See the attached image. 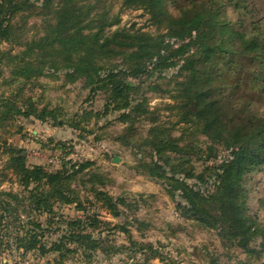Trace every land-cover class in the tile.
Masks as SVG:
<instances>
[{
    "label": "trees",
    "instance_id": "1",
    "mask_svg": "<svg viewBox=\"0 0 264 264\" xmlns=\"http://www.w3.org/2000/svg\"><path fill=\"white\" fill-rule=\"evenodd\" d=\"M253 1L0 0V128L19 116L61 124L56 109L39 107L26 90L51 71L80 81L87 100L100 96L104 105L72 127L91 134L82 121L116 113L125 127L114 139L133 151L141 172L163 185L181 216L219 237L226 251L211 253L209 264L238 250L246 257L235 264H264V223L251 212L247 187L264 173V16ZM130 8L145 9L157 33L121 26ZM34 16L40 29L29 36ZM151 93L173 100L163 109L175 120L151 108ZM4 143V167L19 189H0L1 254L16 264L31 253L53 255V264H94L99 253L122 252L180 264L162 244L144 241L152 222L139 216L141 202L107 191L92 160L63 159L49 170ZM56 148L73 149L59 141ZM63 206L83 214L69 216ZM120 235L127 243H117Z\"/></svg>",
    "mask_w": 264,
    "mask_h": 264
},
{
    "label": "rangeland",
    "instance_id": "2",
    "mask_svg": "<svg viewBox=\"0 0 264 264\" xmlns=\"http://www.w3.org/2000/svg\"><path fill=\"white\" fill-rule=\"evenodd\" d=\"M253 2L258 4L254 9L255 14L259 17L264 16V0ZM119 5L120 1L116 3L115 10H118ZM229 15L233 19L237 16L233 11H229ZM121 18V26L130 29L141 28L142 31L153 34L158 31L150 20V14L143 8L126 9L122 12ZM40 23V17L30 18L29 26L32 28L28 31L29 36L39 31ZM262 26L264 27V19ZM168 74L171 76L173 70ZM88 93L80 81L67 83L63 74L56 71L49 72L26 90L25 94L33 96L39 107L48 106L56 109L61 124L54 123L52 119L43 122L34 117L19 116L10 121L5 128H0V189L14 191L19 189L16 177L4 167L7 160V154L3 151L5 140L8 144L25 148L29 164H43L49 170L60 168L63 159L73 158L77 161L89 159L94 162L92 168L106 178L107 191L115 196L127 195L129 199L141 202L139 216L152 222V228L147 232L144 241L153 242L155 245L162 244L163 251L171 254L180 264H209L211 253L226 251L215 232L207 231L193 220L181 216L175 201L165 191L163 185L141 172L133 151L114 139L117 132L125 127V124L116 120V113L99 121L95 116L89 121H82L81 126L93 130L91 134L72 127L71 123L80 121L85 110L97 112L103 108V99L98 96L93 101H88ZM150 96L151 108H162L160 112L163 120H175L174 115L163 109L166 104L174 103L168 95L151 93ZM107 122L110 123L106 124ZM58 141L67 146L71 145L72 152L65 154L56 148ZM4 174H9V177L5 179ZM247 187L251 212L257 213L264 223V173L252 174L247 181ZM61 210L69 216L83 214L70 206H63ZM101 214L103 219L116 222V219L106 211L102 210ZM55 237L56 235L53 238ZM117 243L121 245L127 241L120 235L117 237ZM236 256L246 257L245 253L238 250L229 255H221L219 261L221 264H235ZM51 258L53 255L36 258L31 253L21 264H53ZM0 264L16 263L14 257L0 253ZM64 264L86 263L82 262L80 257H74L67 259ZM94 264L166 263L159 259H151L145 263V256L141 253L131 256L128 252H122L111 258L99 253Z\"/></svg>",
    "mask_w": 264,
    "mask_h": 264
}]
</instances>
